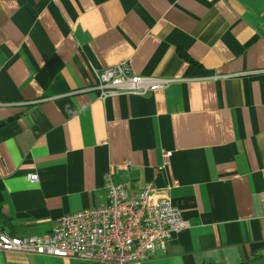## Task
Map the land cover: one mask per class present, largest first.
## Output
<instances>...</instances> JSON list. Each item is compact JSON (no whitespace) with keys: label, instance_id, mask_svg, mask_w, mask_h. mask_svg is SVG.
<instances>
[{"label":"crops","instance_id":"obj_1","mask_svg":"<svg viewBox=\"0 0 264 264\" xmlns=\"http://www.w3.org/2000/svg\"><path fill=\"white\" fill-rule=\"evenodd\" d=\"M122 62L170 81L100 98L96 70ZM263 165L264 0H0L4 232L42 235L110 184L150 185L186 226L142 264H264Z\"/></svg>","mask_w":264,"mask_h":264},{"label":"built area","instance_id":"obj_2","mask_svg":"<svg viewBox=\"0 0 264 264\" xmlns=\"http://www.w3.org/2000/svg\"><path fill=\"white\" fill-rule=\"evenodd\" d=\"M96 75L91 89L102 99L119 93L144 94L170 81L134 74L128 62L98 68ZM168 156L165 152V160ZM262 171L264 177V165ZM29 180L36 181L37 174ZM124 187L110 184L104 203L63 214L48 233L18 237L0 229V250L67 256L90 264H142L165 253L171 235L186 226L179 208L168 199L154 198L150 185L132 196Z\"/></svg>","mask_w":264,"mask_h":264},{"label":"bare ground","instance_id":"obj_3","mask_svg":"<svg viewBox=\"0 0 264 264\" xmlns=\"http://www.w3.org/2000/svg\"><path fill=\"white\" fill-rule=\"evenodd\" d=\"M97 71H98V70H96V72H97ZM96 72H95V77L97 78ZM59 217H61V216H59ZM59 217H58V218H59ZM58 218H57V219H58ZM51 230H52V229H51ZM51 230H50V231H51ZM50 231H49V232H50ZM47 233H48V232H47ZM44 234H45V233H44ZM30 236H32V235H30ZM22 237H24V236H22ZM7 252H11V251H7ZM19 253H22V252H19ZM37 255H41V254H37ZM59 257H67V256H59ZM67 258H69V257H67Z\"/></svg>","mask_w":264,"mask_h":264}]
</instances>
